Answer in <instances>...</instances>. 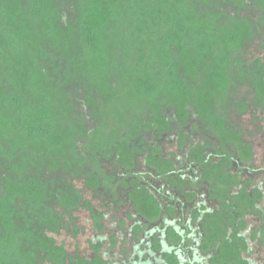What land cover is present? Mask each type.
Wrapping results in <instances>:
<instances>
[{
    "label": "trees",
    "instance_id": "trees-1",
    "mask_svg": "<svg viewBox=\"0 0 264 264\" xmlns=\"http://www.w3.org/2000/svg\"><path fill=\"white\" fill-rule=\"evenodd\" d=\"M263 30L264 0H0V264H111L71 258L51 234L80 206L74 178L115 190L104 157L147 225L180 205L210 264H254L264 185L243 181L254 149L233 112L264 109V63L250 55ZM167 134L180 136V162ZM150 178L170 188L163 203ZM204 185L217 205L201 214ZM248 214L261 222L251 235Z\"/></svg>",
    "mask_w": 264,
    "mask_h": 264
},
{
    "label": "rangeland",
    "instance_id": "rangeland-1",
    "mask_svg": "<svg viewBox=\"0 0 264 264\" xmlns=\"http://www.w3.org/2000/svg\"><path fill=\"white\" fill-rule=\"evenodd\" d=\"M250 47V55L253 60L261 59L264 63V30L257 35ZM242 92V97L252 98L248 88ZM233 119L237 122L239 128L243 131L244 138L253 145L254 159L253 170L250 173L242 174L243 181L250 180L252 183L248 186L254 189L264 184V109L250 104L249 110L239 115L237 111L233 112ZM152 140V137L147 138ZM164 152L170 157H176L181 160L180 136L167 134L161 141ZM102 163L107 173L113 176L115 192L113 189L105 186L93 188L88 179L83 176L73 179L74 186L80 191L82 200L80 206L65 215L64 225L60 232L51 233L58 244H62L67 249L69 256L75 258L82 256L92 258L99 254L105 260L118 261L124 264L125 259L131 257L135 247L134 226L138 224L133 202L129 197V190L121 183L124 176L123 171L119 169L109 158H103ZM181 169V168H179ZM237 169V168H235ZM138 172L146 174V167L141 162L138 166ZM150 183L154 186V194L163 203L165 196L163 192L169 193V187L161 179L150 178ZM264 189V186H263ZM199 201H206L205 193L208 188H195ZM264 191V190H263ZM178 195V193H177ZM205 198V199H204ZM209 207L215 206L214 201H208ZM183 213V212H182ZM180 213L179 217H188L186 213ZM245 221L250 231H243L245 235L253 232L260 227V217L248 214ZM157 223L154 227H159ZM134 236V237H133ZM247 257L254 264H264V245L259 239H251Z\"/></svg>",
    "mask_w": 264,
    "mask_h": 264
},
{
    "label": "flooded vegetation",
    "instance_id": "flooded-vegetation-1",
    "mask_svg": "<svg viewBox=\"0 0 264 264\" xmlns=\"http://www.w3.org/2000/svg\"><path fill=\"white\" fill-rule=\"evenodd\" d=\"M168 192L172 193L170 190ZM128 194H130V191ZM163 195L166 196L167 192H163ZM205 198L206 201H199L197 195L195 200L197 202L195 207L201 210V214L214 209L217 205L209 207L208 201L211 200L208 198V192L205 193ZM182 212L186 213L188 217L183 215L179 217ZM137 217V225L141 227V232H138L136 226H134V235H137L134 238V242H136L134 245L135 250L131 257L125 259L124 264H168L165 253L169 252L174 253L179 258L180 264H210L209 256L201 251L203 231L200 223L194 221L192 211L188 212L178 205L176 216L174 218L163 217L159 222V227L147 225L142 218L138 215ZM170 228H173L182 236V240L176 245L170 244L168 241V230ZM108 261L111 264H119L118 261Z\"/></svg>",
    "mask_w": 264,
    "mask_h": 264
}]
</instances>
